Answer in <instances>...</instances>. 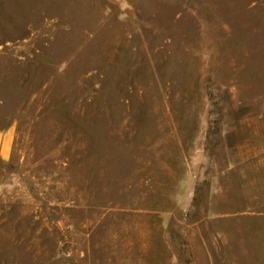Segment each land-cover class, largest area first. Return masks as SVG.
I'll use <instances>...</instances> for the list:
<instances>
[{
    "label": "rangeland",
    "instance_id": "374dc122",
    "mask_svg": "<svg viewBox=\"0 0 264 264\" xmlns=\"http://www.w3.org/2000/svg\"><path fill=\"white\" fill-rule=\"evenodd\" d=\"M0 264H264V0H0Z\"/></svg>",
    "mask_w": 264,
    "mask_h": 264
}]
</instances>
